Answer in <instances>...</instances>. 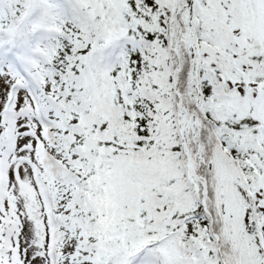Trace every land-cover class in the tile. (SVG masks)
I'll return each instance as SVG.
<instances>
[{
  "label": "snow or ice",
  "instance_id": "1",
  "mask_svg": "<svg viewBox=\"0 0 264 264\" xmlns=\"http://www.w3.org/2000/svg\"><path fill=\"white\" fill-rule=\"evenodd\" d=\"M0 264H264V0H0Z\"/></svg>",
  "mask_w": 264,
  "mask_h": 264
}]
</instances>
